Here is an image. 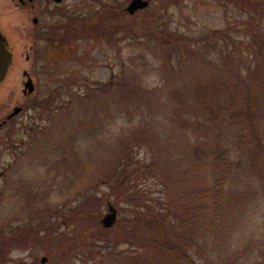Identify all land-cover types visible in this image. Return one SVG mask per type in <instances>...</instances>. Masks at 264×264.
I'll list each match as a JSON object with an SVG mask.
<instances>
[{"label": "rangeland", "instance_id": "obj_1", "mask_svg": "<svg viewBox=\"0 0 264 264\" xmlns=\"http://www.w3.org/2000/svg\"><path fill=\"white\" fill-rule=\"evenodd\" d=\"M149 1L147 9L131 15L120 12L122 5L126 8L131 0H67L62 8L80 19L74 23L72 33L65 35L59 55L54 52L42 62L43 71L38 72L40 83L35 92L30 98L23 95V69H29L25 63V49L18 57L19 65L0 86V123L16 107H23L19 115L0 128V250L4 252L0 253V264H41L44 257L48 258L46 264H114L115 254L128 255L129 251H136L135 245L126 242L128 235L124 229L131 228L138 211L133 203L118 201L112 194L103 176L107 169L105 162L112 163L115 151L121 153L118 145L128 136L126 128H135L142 120L150 122L148 126H155L163 135L169 133L163 126L170 116V93L190 85L195 74L208 76L211 70L210 67H194L185 52L187 44L196 48L197 43L206 40L207 34L223 32L220 36L224 40L221 37L216 44L219 45L216 56H219L220 47L226 46L230 50L240 48L246 54L251 51L253 37L246 35L251 25V5L228 0ZM22 18L15 2L0 0L2 28L7 32L12 28L23 36ZM258 22L264 29V17ZM171 33L178 34L180 39L175 41L167 37ZM167 48L172 49L173 69L170 65L167 70H160ZM139 53L146 56L147 62L136 56ZM101 86L111 88L108 89L110 93L103 94L98 101L111 104L114 112L99 114L102 125L103 122L106 125V141L102 144L103 150L94 154L96 167L88 177L100 176L98 179L102 181L92 190L90 203L85 200L88 198L86 191L80 197L74 192L66 206L68 201L55 189L50 199L51 208L46 200L43 205L34 204L31 210L22 208L26 198L18 190L27 186L18 184L32 179L34 183L29 184L28 189L32 195L41 196L48 192L51 183H55L56 175L48 173L49 168L41 167L53 165L52 161L36 165L30 162L32 169H29V145H33L36 138L31 129L39 125L49 128L47 137L40 133L37 138L42 140V154L47 155L69 136L67 128L71 124L75 132V125L86 119L78 106L71 116L65 117L67 114L63 112L47 120L43 110L35 105L48 101L57 105L74 93L87 95ZM119 104L120 108L115 106ZM133 153V160L139 166L150 163L151 150L147 146H137ZM136 177L138 189L146 192L148 203L156 205L157 210L156 202L164 192L160 181L150 174L146 177L140 173ZM93 196L101 199L98 209H93L96 203ZM109 205L117 209L118 222L106 229L102 219L109 212ZM98 218L102 227L95 226ZM4 227L7 229L3 233ZM247 233L255 254L264 238V206L250 215Z\"/></svg>", "mask_w": 264, "mask_h": 264}, {"label": "trees", "instance_id": "obj_2", "mask_svg": "<svg viewBox=\"0 0 264 264\" xmlns=\"http://www.w3.org/2000/svg\"><path fill=\"white\" fill-rule=\"evenodd\" d=\"M228 1L252 6L254 13L249 11L251 25L246 34L253 37L251 51L246 54L226 46L220 47L216 56V44L224 40L220 36L223 32L207 34L196 48L187 44L185 52L194 67L211 70L208 76L195 74L190 85L170 93V116L163 126L169 133L163 135L142 120L135 128H126L128 136L118 145L121 153L115 151L112 163L105 162L103 176L112 194L118 201L133 203L138 211L131 228L124 229L126 242L137 250L115 254L114 264H264V238L254 254L247 233L250 215L264 206V29L258 22L264 17V0ZM167 37L180 39L172 33ZM171 50L165 52L160 70L170 65L173 69ZM143 55L136 56L147 62ZM110 88L95 87L87 95L74 93L57 105L51 101L35 105L47 120L63 112L65 117L71 116L78 106L86 119L75 125V132L71 124L69 136L47 155L42 154V140L37 138L40 133L47 137L49 128L39 125L31 129L36 138L29 145V163L52 161L53 165L41 167L56 175L55 183L41 196L32 195L28 189L32 179L26 177L18 184L27 186L18 190L26 198L22 208L31 210L45 200L51 208L55 189L68 201L66 206L74 192L80 197L86 191L85 200L90 203L92 190L102 181L100 176L94 177L96 180L88 177L96 167L94 154L103 150L106 141V125H102L99 114L114 112L111 104L98 100L108 95ZM44 139L48 142L54 137ZM137 146L151 150L150 163L139 166L134 162ZM140 173L160 181L164 192L156 202L157 210L148 203L146 192L138 189L136 176ZM95 202L93 209H98L101 199L96 197ZM95 226L102 227L99 218Z\"/></svg>", "mask_w": 264, "mask_h": 264}, {"label": "flooded vegetation", "instance_id": "obj_3", "mask_svg": "<svg viewBox=\"0 0 264 264\" xmlns=\"http://www.w3.org/2000/svg\"><path fill=\"white\" fill-rule=\"evenodd\" d=\"M12 1L15 2L16 8L21 10L24 16L20 23V25L23 26L21 31L23 36L20 35L17 30L12 31V28H8L9 32H7L6 29L2 28L1 24L0 26L8 37L9 48L14 55V64L11 72L19 65L20 61L18 57L19 55H23V50L25 49V63L29 65V69H23L24 78L21 83L24 87L23 95L26 98H30L39 86L38 74L43 71L41 67L43 65L42 62L51 58L54 52L59 55V51H61L64 46L65 35L70 34L69 31H72L74 23L80 18L75 17V15L71 13L67 14L62 8V5L67 0H63L60 3L55 0ZM131 2H129L126 8L122 5L120 12L129 13L128 7ZM30 81L34 87L33 93H29L30 89L25 88L26 84ZM14 118H7L3 126L7 125V123L11 122Z\"/></svg>", "mask_w": 264, "mask_h": 264}, {"label": "water", "instance_id": "obj_4", "mask_svg": "<svg viewBox=\"0 0 264 264\" xmlns=\"http://www.w3.org/2000/svg\"><path fill=\"white\" fill-rule=\"evenodd\" d=\"M60 3L63 0H55ZM150 5L149 0H132L128 7V12L133 15L139 11H143L147 9ZM14 64V55L9 48L8 37L0 26V86L6 81L8 78L12 67ZM25 88H29V93L34 92V87L32 86L31 81L26 84ZM23 111L22 107H16L12 114L8 116V119H12L19 115ZM7 120L0 123V128L6 123ZM118 222V211L113 205H109V212L106 213L105 217L102 219V225L106 229L113 228ZM48 258L44 257L42 259L41 264H46Z\"/></svg>", "mask_w": 264, "mask_h": 264}]
</instances>
